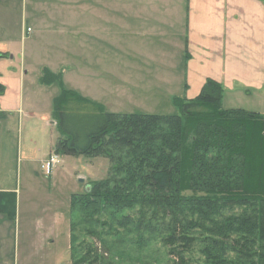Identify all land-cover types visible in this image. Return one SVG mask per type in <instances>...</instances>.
<instances>
[{
    "label": "trees",
    "instance_id": "obj_1",
    "mask_svg": "<svg viewBox=\"0 0 264 264\" xmlns=\"http://www.w3.org/2000/svg\"><path fill=\"white\" fill-rule=\"evenodd\" d=\"M44 72L43 84L60 79ZM224 93L208 79L174 99L180 115H152L107 113L63 89L55 152L111 164L72 198V264H264V115L225 109Z\"/></svg>",
    "mask_w": 264,
    "mask_h": 264
},
{
    "label": "crops",
    "instance_id": "obj_2",
    "mask_svg": "<svg viewBox=\"0 0 264 264\" xmlns=\"http://www.w3.org/2000/svg\"><path fill=\"white\" fill-rule=\"evenodd\" d=\"M23 5L33 21V28H27V33L35 31L38 39L45 37L65 44L73 55L72 72L80 75V81L114 91L119 97L127 88L139 99L172 100L183 94L188 99L196 98L205 82L212 79L224 86L223 107L230 98L245 97L246 110L264 115V2L24 0ZM80 11L86 12L85 18ZM84 44L88 61L92 58L89 51L96 46L114 59L113 65L103 72L80 68L75 60ZM26 68L24 61L20 72L13 69L10 76H0L6 89L0 96L3 122L22 113ZM127 69L148 77L140 81L133 74L127 77ZM82 70H87V74ZM49 72L53 74L54 69ZM92 102L100 105L99 99ZM42 220L37 217L32 223L37 237L35 257L21 263L18 256L14 264H72L71 223L63 235L56 229L62 222L61 215L53 224Z\"/></svg>",
    "mask_w": 264,
    "mask_h": 264
},
{
    "label": "rangeland",
    "instance_id": "obj_3",
    "mask_svg": "<svg viewBox=\"0 0 264 264\" xmlns=\"http://www.w3.org/2000/svg\"><path fill=\"white\" fill-rule=\"evenodd\" d=\"M23 1L0 0V54L8 56L0 60V76H10L13 69L20 72L24 61L28 72L22 113L14 114L7 122L0 118V190L4 191L0 192V264H14L18 256L21 263L35 257L37 237L32 232V223L37 217L45 224H53L56 216L61 215L62 222L60 226L56 225V229L66 235L71 223L73 196L83 195L89 191L91 183L105 181L109 177L111 164L108 159L61 156L55 152L61 134L54 116V100L63 89L74 91L90 101L99 99L105 112L119 114L152 112L156 115H180L174 99H188L185 94L183 97L176 95L172 100L161 97L139 99L127 88L122 92L124 96L119 97L114 91L80 81V75L74 76L72 72L73 55L64 47L65 44L54 43L45 37L38 39L35 31L27 33V28H33V21L31 12L25 11ZM85 13L80 11V16L85 18ZM84 45L75 60L80 68L103 72L113 65L114 59L104 55L96 46L92 52L89 51L92 58L88 61ZM49 68L54 69V75L60 76L51 85L42 83L44 71H49ZM132 74L139 81L148 77L133 70L127 72V77ZM246 101L245 97L230 98L224 108L246 110ZM51 156L58 158L59 162L52 173L47 174L43 162ZM85 229H79L80 241H94L103 253L98 242L84 237ZM148 257L151 260L152 257Z\"/></svg>",
    "mask_w": 264,
    "mask_h": 264
},
{
    "label": "built area",
    "instance_id": "obj_4",
    "mask_svg": "<svg viewBox=\"0 0 264 264\" xmlns=\"http://www.w3.org/2000/svg\"><path fill=\"white\" fill-rule=\"evenodd\" d=\"M30 32V30L28 31ZM59 160L56 157H51L43 166V169L46 171L47 174H51L53 168L56 164H58Z\"/></svg>",
    "mask_w": 264,
    "mask_h": 264
}]
</instances>
